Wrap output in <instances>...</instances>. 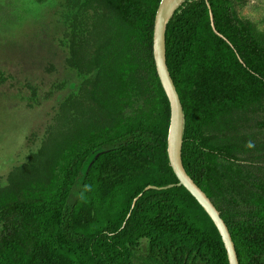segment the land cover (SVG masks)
Listing matches in <instances>:
<instances>
[{"label": "trees", "instance_id": "trees-1", "mask_svg": "<svg viewBox=\"0 0 264 264\" xmlns=\"http://www.w3.org/2000/svg\"><path fill=\"white\" fill-rule=\"evenodd\" d=\"M160 1L107 0L121 28L98 53L91 95L109 119L68 141L45 178L1 201L0 264H229L218 228L170 165V103L153 55ZM208 1L222 36L207 0H184L166 29L182 159L220 210L240 264H264V171L204 134L264 101V42L230 0Z\"/></svg>", "mask_w": 264, "mask_h": 264}, {"label": "rangeland", "instance_id": "rangeland-1", "mask_svg": "<svg viewBox=\"0 0 264 264\" xmlns=\"http://www.w3.org/2000/svg\"><path fill=\"white\" fill-rule=\"evenodd\" d=\"M230 2L264 42V0ZM1 11L0 204L45 178L79 132L109 119L91 91L98 53L121 28L107 0H0ZM204 134L264 171V101L222 115Z\"/></svg>", "mask_w": 264, "mask_h": 264}, {"label": "water", "instance_id": "water-1", "mask_svg": "<svg viewBox=\"0 0 264 264\" xmlns=\"http://www.w3.org/2000/svg\"><path fill=\"white\" fill-rule=\"evenodd\" d=\"M183 1L184 0H161L154 21L153 55L156 64V70L161 84L169 99L171 110L168 130V157L170 165L172 166L176 176L179 179L177 185H183L191 192V194L202 205V207L209 214L216 227L218 228L227 251L229 264H240L235 242L232 238L230 229L226 221L221 216L220 210L214 204L212 199L207 195V193L189 175L182 159L185 123L184 109L174 79L167 64L166 29L170 18ZM207 3L210 9V17L213 29L216 33L222 36V34H220L216 29L214 15L208 0ZM170 186H173V184L163 187L149 185L146 187V189H162L168 188ZM137 199L138 197L135 198V201Z\"/></svg>", "mask_w": 264, "mask_h": 264}]
</instances>
